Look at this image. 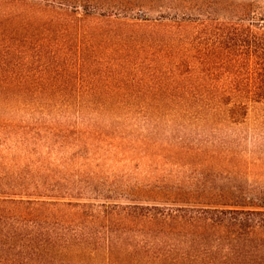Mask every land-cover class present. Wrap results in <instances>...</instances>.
Here are the masks:
<instances>
[{"label":"trees","instance_id":"trees-1","mask_svg":"<svg viewBox=\"0 0 264 264\" xmlns=\"http://www.w3.org/2000/svg\"><path fill=\"white\" fill-rule=\"evenodd\" d=\"M155 1L0 0V206L24 215L44 248L80 254L33 264H213L200 256L235 264L229 256H264V191L149 196L129 182L139 175L129 169L117 200L86 188L19 190L25 181L50 191L103 176L115 182L107 162L185 167L230 158L233 167L247 156L225 148L231 137L243 139L233 127L251 109L264 113V0L168 8ZM140 112L146 127L180 119L203 130L189 138L143 132L133 118Z\"/></svg>","mask_w":264,"mask_h":264},{"label":"rangeland","instance_id":"rangeland-1","mask_svg":"<svg viewBox=\"0 0 264 264\" xmlns=\"http://www.w3.org/2000/svg\"><path fill=\"white\" fill-rule=\"evenodd\" d=\"M157 6H162L163 8L171 7L172 5L183 4L186 0H156ZM137 95H142V93H136ZM145 112H140L133 116L137 120L136 124L139 125L138 130L145 132L148 128L154 129L152 131L154 134L166 136L168 132L172 133L174 136L188 137V134H192L194 137L199 134L203 129L199 125L192 123L189 124L185 120H177L176 124L170 122L171 124L164 129L161 125L165 124L163 122L154 127L143 126V119ZM263 111L258 108H253L250 110L247 119L244 124L239 127H233L237 132L235 135L241 137L240 141L236 138L229 140L228 149L229 152L247 153V156H243L242 159L238 158L233 161V167L229 165L226 161H216L215 164L211 166L206 161L196 163L193 160H185L188 164L185 167L174 166V165H162L157 160H154L152 165L149 167L145 166L143 163L137 164L136 162L128 167L113 165L107 162L106 167L111 168L110 170L115 172L116 181H112L103 176V182H96L94 184H87V182L79 183V185L74 186L73 184H63L55 186L54 191L48 190V185L39 184L36 188L33 186L26 185L29 182L25 181L21 187L20 191L32 192L43 194V192H54L63 193L66 191L74 190V192H81V190H91L98 194H110L114 195L112 200H117L116 197L118 193L116 190H121L123 188L124 179L122 172L129 170H138L139 175L133 174L130 176L131 183L138 182L141 191L145 192L149 196L160 195H181V194H234L246 195V194H256L258 191H264V186L262 180L264 181V116ZM158 118L163 121H168L172 117L164 116L160 114H155ZM154 116V117H156ZM183 121V122H182ZM185 122V123H184ZM178 123H181L180 126ZM132 128H129L131 130ZM168 134V133H167ZM252 136V138H251ZM189 138V137H188ZM246 138V139H244ZM255 140H251L254 139ZM214 149V148H213ZM254 150V155H249ZM244 154V153H243ZM259 158L258 161H254L255 158ZM221 160V159H220ZM223 160V159H222ZM232 161V160H231ZM236 162V163H235ZM188 165V166H187ZM86 169V166H84ZM146 169V170H145ZM88 170L90 172L95 171L94 167L89 165ZM87 170V171H88ZM122 176V178H120ZM154 181V182H153ZM188 182V183H187ZM129 184V183H128ZM144 184H146L144 186ZM73 186V187H72ZM117 187L119 189H117ZM0 188H3L0 186ZM6 189V188H5ZM132 189H134L132 187ZM131 189V190H132ZM2 190V189H0ZM9 190V189H6ZM79 190V191H78ZM126 190V188H123ZM114 191L116 194H113ZM108 196V195H107ZM102 199H98L101 201ZM119 200V199H118ZM30 223L27 218L22 215L18 210L12 209L9 206H0V264H33L32 259H36L38 256H79L76 253H61L57 250L51 248H44L39 240L31 238L29 236ZM214 237L210 234L206 237V243L212 244ZM230 242V241H229ZM227 243V242H225ZM245 250L247 246L244 247ZM82 256H89L88 254ZM111 256H126L112 254ZM134 256V255H131ZM141 256V255H136ZM149 256V255H148ZM191 254V257H194ZM143 257V256H142ZM208 257L212 259L210 261L213 264H219L220 256H200ZM231 260L229 262H236L235 264H264V256H229ZM32 258V259H31ZM261 258L262 260H260ZM194 259V258H192ZM189 264H199L196 262H191Z\"/></svg>","mask_w":264,"mask_h":264}]
</instances>
